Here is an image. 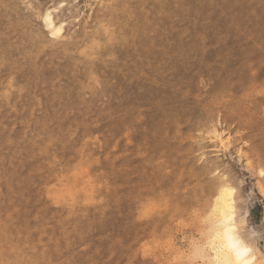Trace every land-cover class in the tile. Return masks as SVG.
I'll use <instances>...</instances> for the list:
<instances>
[{"label": "rangeland", "instance_id": "obj_1", "mask_svg": "<svg viewBox=\"0 0 264 264\" xmlns=\"http://www.w3.org/2000/svg\"><path fill=\"white\" fill-rule=\"evenodd\" d=\"M261 172L264 0H0V264H156L174 221L139 206L233 182L264 264Z\"/></svg>", "mask_w": 264, "mask_h": 264}, {"label": "clouds", "instance_id": "obj_2", "mask_svg": "<svg viewBox=\"0 0 264 264\" xmlns=\"http://www.w3.org/2000/svg\"><path fill=\"white\" fill-rule=\"evenodd\" d=\"M241 186L233 183H221L216 192L214 201L207 205H193L190 208L174 207L168 197L159 194L143 202L138 211H149L152 215L171 213L175 230L156 237L157 247L155 254H163V259H158L156 264H200L201 249L204 237L218 230L220 219V205L223 202L225 215H235L237 218L236 234L239 239L250 247H255L260 235L248 228L247 221L240 222L242 209L247 205L248 199L240 191ZM264 194V187L259 189ZM252 194L249 192L248 196ZM193 231L200 233V239H192L185 233ZM184 236L183 240L178 239Z\"/></svg>", "mask_w": 264, "mask_h": 264}, {"label": "bare ground", "instance_id": "obj_3", "mask_svg": "<svg viewBox=\"0 0 264 264\" xmlns=\"http://www.w3.org/2000/svg\"><path fill=\"white\" fill-rule=\"evenodd\" d=\"M46 21H48V25H50L51 24V21H50V18L48 17V20L46 19ZM138 21V20H137ZM139 22V21H138ZM134 23H135V26H137V25H139V24H137L135 21H134ZM168 23V22H167ZM124 24V23H123ZM122 24V25H123ZM129 24V23H128ZM130 24H132V20H131V22H130ZM129 24V25H130ZM137 24V25H136ZM143 24V23H142ZM119 25H121L120 23H119ZM125 25H127V24H125ZM124 25V26H125ZM133 25V24H132ZM131 25V26H132ZM141 25V24H140ZM139 25V26H140ZM168 25V24H167ZM139 26H137V27H139ZM127 27V26H126ZM128 27H130V26H128ZM137 27H136V29H137ZM168 27V26H167ZM118 28V27H117ZM120 28V27H119ZM118 28V29H119ZM140 29H141V27H139ZM148 28V27H147ZM124 29H126V28H124ZM128 29V28H127ZM131 29V28H130ZM149 29V28H148ZM150 29L152 30V28L150 27ZM55 30V29H54ZM115 30V29H114ZM120 30V29H119ZM123 30V29H122ZM145 29L143 28V31H144ZM169 30V29H168ZM57 31H59V30H57ZM142 31V29H141V31L140 32H143ZM150 33L152 32V31H150V30H148ZM122 32H124V31H122ZM139 32V31H138ZM138 32H137V34H138ZM139 32V33H140ZM145 32V34H147V33H149V32H147V31H144ZM117 33V32H116ZM135 33V32H134ZM167 33V32H166ZM165 33V34H166ZM113 34H115V32H113ZM123 34H125V33H123ZM127 34V33H126ZM125 34V35H126ZM129 34V36L131 35V37H133L132 36V31H131V34L130 33H128ZM136 34V35H137ZM142 34V33H141ZM168 34V33H167ZM120 36L122 35L121 33L119 34ZM135 35V34H134ZM114 36V35H113ZM117 36V35H116ZM128 36V37H129ZM143 36H144V34H143ZM122 37V36H121ZM138 37V36H137ZM113 38V37H112ZM118 38V37H117ZM124 38H126L125 36H124ZM123 38V39H124ZM140 38V37H139ZM138 38V39H139ZM142 38V37H141ZM128 39V38H127ZM138 39H136V41H138ZM113 40V39H112ZM121 40H122V38H121ZM130 40V39H129ZM133 40H135V36H134V39ZM118 40L116 39V42H117ZM124 41V40H123ZM131 41H132V38H131ZM130 41V42H131ZM113 42V41H112ZM129 42V43H130ZM133 42H135V41H133ZM127 43V42H126ZM125 43V44H126ZM140 43V42H139ZM123 44V43H122ZM121 44V45H122ZM133 44H135V43H133ZM136 44H138V43H136ZM141 44V43H140ZM139 44V45H140ZM113 45V44H112ZM127 45V44H126ZM129 45V44H128ZM138 45V46H139ZM124 46V45H123ZM122 46V47H123ZM135 47H137L136 45H134ZM135 47H134V49H135ZM141 47V46H140ZM118 49V48H117ZM123 49H124V47H123ZM126 49V48H125ZM124 49V52L126 51ZM138 49V48H137ZM128 50H129V48H128ZM131 50V52L133 51V49H130ZM135 51H136V49H135ZM138 51V50H137ZM128 52V51H127ZM134 52V51H133ZM134 53H136V52H134ZM103 57V56H102ZM133 58V57H132ZM75 61V60H74ZM129 61H130V59H129ZM80 62V61H79ZM97 62H99L98 60H97ZM101 62H103V61H101ZM217 207L218 208H220L221 210H220V218H221V223H220V225H219V238H221V241H220V243L214 248V252H215V255H216V257L218 258V259H220L221 260V264H249L250 263V261L252 260V257H251V255H250V249L247 247V246H245L244 244H243V242L239 239V237L237 236V234H236V228H235V225L233 224V223H230L231 222V220H232V215H230V216H226L225 214H224V205H223V202H221V204L220 205H217ZM219 260V261H220Z\"/></svg>", "mask_w": 264, "mask_h": 264}, {"label": "snow or ice", "instance_id": "obj_4", "mask_svg": "<svg viewBox=\"0 0 264 264\" xmlns=\"http://www.w3.org/2000/svg\"><path fill=\"white\" fill-rule=\"evenodd\" d=\"M261 176H264V172H261Z\"/></svg>", "mask_w": 264, "mask_h": 264}]
</instances>
